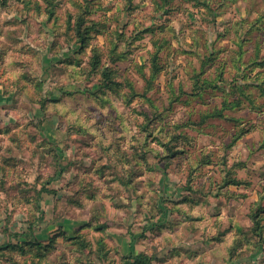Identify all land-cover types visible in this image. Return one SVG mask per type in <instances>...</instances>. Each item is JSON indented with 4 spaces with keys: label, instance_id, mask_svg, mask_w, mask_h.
I'll use <instances>...</instances> for the list:
<instances>
[{
    "label": "rangeland",
    "instance_id": "1",
    "mask_svg": "<svg viewBox=\"0 0 264 264\" xmlns=\"http://www.w3.org/2000/svg\"><path fill=\"white\" fill-rule=\"evenodd\" d=\"M0 38V264H264V0H0Z\"/></svg>",
    "mask_w": 264,
    "mask_h": 264
},
{
    "label": "trees",
    "instance_id": "2",
    "mask_svg": "<svg viewBox=\"0 0 264 264\" xmlns=\"http://www.w3.org/2000/svg\"><path fill=\"white\" fill-rule=\"evenodd\" d=\"M83 22H84V18H83V16H81V17H79V20L75 24L76 25V34H77L79 42H81V43L84 42V37H85L83 35L82 30H81V26H82ZM105 71L107 72V70H105ZM104 76H106V77H104V80L100 84V87H102V88L108 86V83L106 81H107V79H109L110 73H106ZM261 95L264 96V88L263 87L261 88ZM237 102L240 103L239 98H234L233 100H230V101L229 100H224L223 103H222V107L221 108H214L212 111L206 112V115L204 116V120H206L207 118H224L225 117L224 110L233 108V106L236 105ZM234 121L237 122L239 120L236 119ZM6 127L5 128L4 127L0 128V134H2V133L5 134V133L9 132L8 126H6ZM248 130H249V128H246L245 130H241V132H239V133H233V135L231 137V142L229 143V145L227 147L233 146L238 139H240L244 134L248 133ZM232 183L238 184L239 182L236 179H233V180H230V181H225L224 185L226 186V185H229V184H232ZM38 199H39V197H38ZM261 211H264V205L258 204L257 210L254 213L253 217L255 219L258 218V215H259V213ZM257 222H259V221L257 220ZM254 231L256 232V234L258 236L261 235V231H260L259 227H256L254 229ZM29 235L22 233V234H15L14 236H17L18 238L19 237H25L26 238ZM80 237H81L80 235L75 234L73 236V238L67 237V239L81 241L82 244L87 245V243L85 244V241L81 240ZM30 239H32V237ZM50 242L49 243H46V242L43 243V241H39V240H37L34 237L33 240L30 243L34 244V246H36V248L39 251L40 250L43 251V253L41 252L40 254H39V252H37L38 253L37 257H42L43 258L45 253L47 251H49L50 247L52 246V244ZM98 244L101 246L100 247L101 250H102V248H105V243H103L102 239L98 240ZM9 246L12 247L9 243L3 244L2 246H0V251H1V248L9 247ZM37 264H39V263H37ZM124 264H151V262L148 261L147 257L143 253H138V254H136L134 256L132 254H129V255L125 256Z\"/></svg>",
    "mask_w": 264,
    "mask_h": 264
},
{
    "label": "crops",
    "instance_id": "3",
    "mask_svg": "<svg viewBox=\"0 0 264 264\" xmlns=\"http://www.w3.org/2000/svg\"><path fill=\"white\" fill-rule=\"evenodd\" d=\"M1 42V38H0ZM1 53V49H0ZM13 94L12 90L8 88V86L0 83V128L5 125H9L13 122L12 114L8 111L10 105L12 104ZM1 137V134H0ZM65 224H69V222H65ZM67 226V225H66ZM66 231V230H64ZM48 228H42L34 233V237L39 241H44L48 239ZM112 243V241L110 240ZM121 243V244H120ZM120 243H116L119 246V250L124 252L126 250L129 253L130 244L129 240H122Z\"/></svg>",
    "mask_w": 264,
    "mask_h": 264
}]
</instances>
